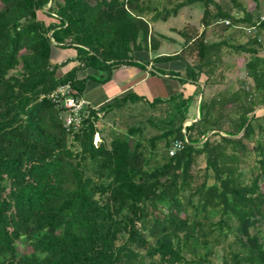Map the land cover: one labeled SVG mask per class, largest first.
Masks as SVG:
<instances>
[{"label": "trees", "instance_id": "1", "mask_svg": "<svg viewBox=\"0 0 264 264\" xmlns=\"http://www.w3.org/2000/svg\"><path fill=\"white\" fill-rule=\"evenodd\" d=\"M150 1L0 0V264H213L218 250L221 264H264L259 12L240 0H177L171 6L176 11L201 3L203 29L196 36L191 28L183 31L180 51L150 62L183 61L184 74L170 75L195 86L191 95L178 91L149 101L129 92L100 107L86 103L78 127L65 126L63 104L50 97L69 84L82 98L88 76L78 78V71L88 67L103 84L115 68L148 66L133 52L160 46L145 16L162 12ZM212 23L221 31L241 26L254 32L245 43L230 35L207 41ZM54 46L76 49L75 57L52 62ZM223 47L247 54L252 85L240 80L237 90L229 86L204 97L199 79L206 76L203 87L214 83ZM199 93V118L184 125L187 103ZM259 106L263 112L256 115ZM117 122L125 130L116 129ZM254 136L248 178L240 163ZM174 140L183 147L169 155ZM200 154L206 164L197 181L191 167Z\"/></svg>", "mask_w": 264, "mask_h": 264}, {"label": "rangeland", "instance_id": "2", "mask_svg": "<svg viewBox=\"0 0 264 264\" xmlns=\"http://www.w3.org/2000/svg\"><path fill=\"white\" fill-rule=\"evenodd\" d=\"M177 0H173L169 2L168 0H151L150 1V7H154L157 11H161L162 14L159 15V18L154 16V18L150 17L151 14H154L153 12H148L151 14H146V18L149 20L150 29L154 33V36L156 39L160 41V46L156 51H134V55L136 58L141 59L142 61H148L149 65L152 66L150 62L152 58L157 55H167V54H173L183 47L184 41L186 37L182 35V32H188V28H191L190 35L196 36L201 32L203 29L202 23H201V17L203 13V5L199 2L184 6L180 9H177L175 11L171 10V6L176 2ZM241 3L245 5L248 11H257L261 14V18H264V0H240ZM257 5V6H256ZM166 7H169L170 9L169 13L163 12V9H166ZM211 11L214 10L213 6L210 7ZM235 9L232 10L234 12ZM158 12L157 14H159ZM156 14V15H157ZM166 16V19L163 18ZM38 18L45 21L46 23H49L52 21V17H48L41 12H38ZM206 40L207 41H216L218 39L224 38L227 35H230L231 37H234V41L245 43L249 40V35L254 32V29L252 28H244V27H230L226 31H221V29L218 27V24L212 23L210 26L206 27ZM243 31V32H242ZM259 40L262 42V53L264 55V36L260 35ZM230 42H233L229 40ZM55 49L52 51L55 54L58 49H62V56L65 57L69 51L68 49H71L70 51H73V48H61L59 46H54ZM66 50V51H65ZM76 50V49H75ZM147 52V53H145ZM53 55L54 59H57L56 56ZM137 55V56H136ZM185 58L188 61L193 60V57L189 55V53L185 52ZM248 57L247 54L236 52L233 50H230L227 47H223L222 53H221V67L216 70L215 74L212 76V80H214V83H212L210 86H204L203 87V80L206 78L204 74L201 75L199 82L201 83V86L204 91V97L210 98L215 96L216 94L220 93L222 90H224L227 87H231L233 90H237L240 86V80H246V87H251L252 85V79L247 75L246 68H245V62L247 61ZM53 62V61H52ZM77 63V61H76ZM72 64H67L64 66V69H67L68 67H71ZM130 66H136L137 68H143L141 66L137 65H130ZM146 67V66H144ZM91 68V67H88ZM87 69V68H86ZM94 69V68H93ZM117 68H115L113 71H115ZM96 70V69H95ZM185 65L184 62L181 60H173L169 62H157L154 65V68L152 71H154L155 75L160 77L161 80L160 88L162 91H158L156 94V97H168L171 94H175L173 92L174 88L176 90L182 92L184 96H188L194 93L195 86L193 85H185L182 86L179 83V79H175L173 76H171V73L174 72H180V74H184ZM64 70L60 68L57 72V75H60L63 73ZM81 71V70H80ZM149 72V70H147ZM79 72V71H78ZM113 76V73H112ZM173 79V80H172ZM179 80V81H178ZM108 82V81H107ZM163 83V84H162ZM86 84V82H85ZM163 85V86H162ZM95 87L96 85L93 84L91 87ZM160 90V89H158ZM157 91V89H155ZM165 94V95H164ZM200 94V93H199ZM199 94L196 96L193 100H190L188 105V112H187V119L184 122V125H188L192 123L194 120L197 119V102L199 98ZM100 107V106H96ZM255 114L261 115L263 112L262 106H259L255 108ZM140 115V113H139ZM118 116V115H117ZM118 119L124 120L121 116H118ZM223 124H227V118L223 120ZM116 129L125 130V126L123 125V122L116 124ZM212 133L209 132V135ZM221 135H224V133H220ZM219 136H213L212 140H218ZM257 140V136H254L252 140L248 141V150L246 152V157H244V161L240 163V169L245 172L246 177H250V173L248 172V169L251 166V163L253 161L254 153L252 150V146L255 145V141ZM94 141L98 142V138L95 136ZM205 156L204 154H200L196 156V159L191 167V172L196 175V180L200 181L202 179V175L204 173L205 168ZM209 174H211V171H208ZM209 182L212 181L210 178L208 180ZM259 186L261 191L264 192V180H260ZM261 234L264 239V225L261 226ZM232 236L229 237L231 239ZM220 250L217 251V254L213 257V264H221L219 255Z\"/></svg>", "mask_w": 264, "mask_h": 264}, {"label": "crops", "instance_id": "3", "mask_svg": "<svg viewBox=\"0 0 264 264\" xmlns=\"http://www.w3.org/2000/svg\"><path fill=\"white\" fill-rule=\"evenodd\" d=\"M54 49L55 47L52 48V51ZM70 50L71 49L67 50L69 52L65 57L62 56V51H63L62 49L60 50L58 49V51L55 53V54L59 53L57 55H54V53L51 51V60L53 62H61L66 58L75 57L76 54L75 50L74 49L73 51ZM53 55L56 56L57 59H54ZM167 55H171V54H167ZM138 60L141 59L138 58ZM152 62H153L152 67L146 66L143 68H137L136 66H130V65L120 66L115 71L112 72L113 76L111 77V79L103 84L98 83L96 80H94V78L98 75L97 70L93 68H87L79 71L78 78H85L88 76L87 77L88 80H86V84L84 86L83 93L81 96L82 100L93 107L103 106L104 104L112 101L114 97H120L129 92H134L135 94L142 96L144 99H147L149 101L152 100L153 98L156 97L157 95L156 93L158 91H162L159 84L161 82V80L159 79L160 77L156 76L154 71H152L155 63L157 62L154 61ZM159 62L163 63L169 61H159ZM69 64H72L71 65L72 67L77 63L75 61V62H70ZM71 67H68L67 69H64V67H62V70H64L63 72H66ZM147 70H149V72ZM93 84H95L96 86L91 87V85ZM155 89H157V91H155ZM178 90L174 88L173 91L175 92L173 93L178 92Z\"/></svg>", "mask_w": 264, "mask_h": 264}, {"label": "built area", "instance_id": "4", "mask_svg": "<svg viewBox=\"0 0 264 264\" xmlns=\"http://www.w3.org/2000/svg\"><path fill=\"white\" fill-rule=\"evenodd\" d=\"M74 93L75 90H73V88H71L69 84H65L57 87V89L52 91V93L50 94V97H52V99L57 104H63V107L66 110L64 121L65 126L67 127H69L71 124H73L74 127H78V125L80 124V115L78 114V112L82 109V106L86 104L82 100V98L77 99L74 96ZM182 147L183 143L180 140H174L172 146L169 148V155H173L177 150H180Z\"/></svg>", "mask_w": 264, "mask_h": 264}, {"label": "water", "instance_id": "5", "mask_svg": "<svg viewBox=\"0 0 264 264\" xmlns=\"http://www.w3.org/2000/svg\"><path fill=\"white\" fill-rule=\"evenodd\" d=\"M200 96H201V94H199V98H198V102H197V119L199 118V114H198V105H199V101H200ZM196 119V120H197ZM196 120H194V121H196Z\"/></svg>", "mask_w": 264, "mask_h": 264}]
</instances>
